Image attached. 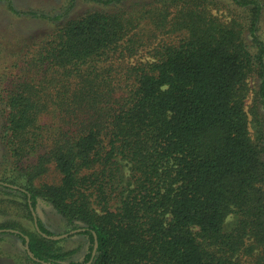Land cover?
Returning a JSON list of instances; mask_svg holds the SVG:
<instances>
[{
	"label": "trees",
	"instance_id": "obj_1",
	"mask_svg": "<svg viewBox=\"0 0 264 264\" xmlns=\"http://www.w3.org/2000/svg\"><path fill=\"white\" fill-rule=\"evenodd\" d=\"M84 1L0 79V256L264 264V0Z\"/></svg>",
	"mask_w": 264,
	"mask_h": 264
},
{
	"label": "rangeland",
	"instance_id": "obj_2",
	"mask_svg": "<svg viewBox=\"0 0 264 264\" xmlns=\"http://www.w3.org/2000/svg\"><path fill=\"white\" fill-rule=\"evenodd\" d=\"M138 1L139 0H129L126 4H123L124 7L122 9H130ZM12 2L15 9L24 14V16H14L9 12L6 1H0V79L14 69V64L22 57L26 45H32L31 43L33 41H38L41 37L52 32L58 26L63 25L64 21L67 19L77 17L90 10L108 9L107 7L103 8L101 4H95L84 0L76 1L72 7L69 5V0H12ZM30 13H38L39 15L44 14L51 19L63 15V18L53 21L40 20L32 16H26V14ZM257 83V81H252L250 86L255 88ZM252 95L253 94H250L246 101L247 110L251 115L252 109L254 108ZM2 124L3 120L0 117V137L3 130ZM2 154L3 149L0 142V162H2ZM53 174H48L44 178V181H38L37 183L40 184L52 181ZM37 214L46 226L56 234L63 233L66 229L61 217L45 202H40ZM86 241L84 237H77L66 240L63 245L69 249L75 248L77 245H82L83 252L80 255L82 256L87 247ZM12 259L13 258L9 259L0 256V264H15Z\"/></svg>",
	"mask_w": 264,
	"mask_h": 264
},
{
	"label": "water",
	"instance_id": "obj_3",
	"mask_svg": "<svg viewBox=\"0 0 264 264\" xmlns=\"http://www.w3.org/2000/svg\"><path fill=\"white\" fill-rule=\"evenodd\" d=\"M27 250H28V252H30V251H29V245H27Z\"/></svg>",
	"mask_w": 264,
	"mask_h": 264
}]
</instances>
